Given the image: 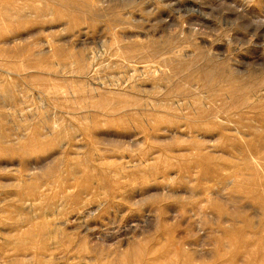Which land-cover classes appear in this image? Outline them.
Wrapping results in <instances>:
<instances>
[{
    "label": "rangeland",
    "instance_id": "1",
    "mask_svg": "<svg viewBox=\"0 0 264 264\" xmlns=\"http://www.w3.org/2000/svg\"><path fill=\"white\" fill-rule=\"evenodd\" d=\"M0 264H264V0H0Z\"/></svg>",
    "mask_w": 264,
    "mask_h": 264
},
{
    "label": "bare ground",
    "instance_id": "2",
    "mask_svg": "<svg viewBox=\"0 0 264 264\" xmlns=\"http://www.w3.org/2000/svg\"><path fill=\"white\" fill-rule=\"evenodd\" d=\"M257 100H258V99H257ZM243 108H244V107H243ZM243 108H242V109H243ZM72 219H73V218H72ZM73 222H74V221H73ZM74 223H75V222H74Z\"/></svg>",
    "mask_w": 264,
    "mask_h": 264
}]
</instances>
